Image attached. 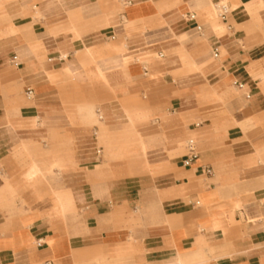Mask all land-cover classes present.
I'll return each mask as SVG.
<instances>
[{"label": "crops", "instance_id": "1", "mask_svg": "<svg viewBox=\"0 0 264 264\" xmlns=\"http://www.w3.org/2000/svg\"><path fill=\"white\" fill-rule=\"evenodd\" d=\"M0 264H264V0H0Z\"/></svg>", "mask_w": 264, "mask_h": 264}, {"label": "built area", "instance_id": "2", "mask_svg": "<svg viewBox=\"0 0 264 264\" xmlns=\"http://www.w3.org/2000/svg\"><path fill=\"white\" fill-rule=\"evenodd\" d=\"M230 13V7H229V2H225V3H222L221 4V12H220V17L222 19H226L227 16L229 15ZM197 18L196 14L195 13H188L186 15V19L187 20H195ZM202 29V25H198L197 26V30H201ZM219 55V52L218 50H215V53H214V56H218ZM240 87H242V84H239ZM26 95L30 98V97H33L34 95V90L32 88H28L26 90ZM211 170L209 169L208 172H210Z\"/></svg>", "mask_w": 264, "mask_h": 264}]
</instances>
